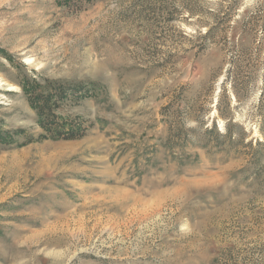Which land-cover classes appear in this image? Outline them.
<instances>
[{"label": "rangeland", "instance_id": "374dc122", "mask_svg": "<svg viewBox=\"0 0 264 264\" xmlns=\"http://www.w3.org/2000/svg\"><path fill=\"white\" fill-rule=\"evenodd\" d=\"M0 76V264H264V0H0Z\"/></svg>", "mask_w": 264, "mask_h": 264}, {"label": "trees", "instance_id": "16d2710c", "mask_svg": "<svg viewBox=\"0 0 264 264\" xmlns=\"http://www.w3.org/2000/svg\"><path fill=\"white\" fill-rule=\"evenodd\" d=\"M225 77L224 80H226ZM29 106L35 110L36 123L41 129L38 139L68 140L79 138L86 132V126L77 118L65 117L58 112V107L67 98L80 99L89 96L86 84L78 82L72 88L57 80H36L24 78L19 82ZM232 92L237 96L234 84H230ZM226 89L219 90V96L226 93ZM23 129L0 132L3 139L13 134L23 133ZM24 144V143H23Z\"/></svg>", "mask_w": 264, "mask_h": 264}, {"label": "bare ground", "instance_id": "6f19581e", "mask_svg": "<svg viewBox=\"0 0 264 264\" xmlns=\"http://www.w3.org/2000/svg\"><path fill=\"white\" fill-rule=\"evenodd\" d=\"M25 61L29 62L30 59L29 58H26ZM3 85H6V89L8 90H14L16 88V86L12 85V84H5L4 80L1 78L0 76V88L3 86Z\"/></svg>", "mask_w": 264, "mask_h": 264}]
</instances>
